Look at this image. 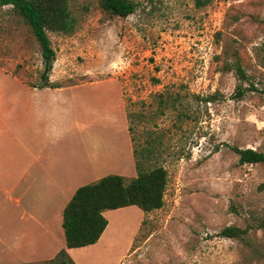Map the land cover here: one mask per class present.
<instances>
[{"label": "rangeland", "instance_id": "374dc122", "mask_svg": "<svg viewBox=\"0 0 264 264\" xmlns=\"http://www.w3.org/2000/svg\"><path fill=\"white\" fill-rule=\"evenodd\" d=\"M130 1L136 11L121 18L100 0H68L76 28L48 33L56 53L49 84L100 81L70 90L91 97L93 108L116 98L102 81L122 89L135 163L126 183L138 175L136 159L145 169L164 167V205L112 213L108 240L78 256L87 264H264V163L241 164L233 150L264 154V0L203 8L194 0ZM43 75L31 28L11 5L1 7L0 86L15 77L43 88ZM227 227L245 233L220 236Z\"/></svg>", "mask_w": 264, "mask_h": 264}, {"label": "crops", "instance_id": "0c3cea01", "mask_svg": "<svg viewBox=\"0 0 264 264\" xmlns=\"http://www.w3.org/2000/svg\"><path fill=\"white\" fill-rule=\"evenodd\" d=\"M9 78L0 86V264L54 259L63 249L76 264H87L78 253L105 243L111 214L127 207L105 211L106 230L96 244L83 248H67L63 213L80 187L109 175L134 174L122 89L102 81L115 86L116 98L93 108L91 97L70 90L100 81L30 88Z\"/></svg>", "mask_w": 264, "mask_h": 264}, {"label": "trees", "instance_id": "16d2710c", "mask_svg": "<svg viewBox=\"0 0 264 264\" xmlns=\"http://www.w3.org/2000/svg\"><path fill=\"white\" fill-rule=\"evenodd\" d=\"M211 1L194 0L197 8H203ZM7 5H11L31 28L41 49L45 87H53L49 84L48 73L53 67L56 53L48 33L71 34L75 31L76 22L68 0H0V8ZM100 5L114 17L126 18L136 11V4L130 0H100ZM237 75L242 81L247 78L240 65L237 66ZM245 90L239 86L237 97H243ZM233 150L239 155L241 164L264 163V154L261 152L238 147ZM136 168L138 175L129 183L122 176L109 175L76 191L63 213L62 226L67 248H83L96 244L108 225L103 214L107 210L137 206L148 213L164 205V192L168 181L166 169L162 166L145 169L139 159H136ZM244 233L245 230L227 227L221 231L220 236L238 238ZM51 262L76 264L65 249Z\"/></svg>", "mask_w": 264, "mask_h": 264}]
</instances>
